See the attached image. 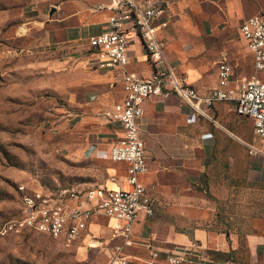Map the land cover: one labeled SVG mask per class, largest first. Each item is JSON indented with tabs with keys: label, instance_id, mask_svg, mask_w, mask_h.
Returning a JSON list of instances; mask_svg holds the SVG:
<instances>
[{
	"label": "crops",
	"instance_id": "1",
	"mask_svg": "<svg viewBox=\"0 0 264 264\" xmlns=\"http://www.w3.org/2000/svg\"><path fill=\"white\" fill-rule=\"evenodd\" d=\"M154 1L163 7L154 23L166 20V26L155 30L156 38L163 44V56L176 75L184 76L197 93L203 94L216 85L217 64L221 60L230 64L233 77L247 76L236 75L237 63L226 59L228 47L237 51L238 45L242 44L252 71V57L245 48L238 27L246 16L264 9V0ZM109 2L110 0H26L25 8L28 13L21 23V35L27 43V49L32 47L39 54L48 55L46 61H50L52 66L66 63L69 66L75 63L82 66V69L72 70L71 75L74 78L80 74L87 76L84 88H95L93 77H99L101 88L105 90L102 95L90 94L89 99H96L101 105L96 110V120L102 134H94L91 140L86 141L83 151L89 153L88 145L94 142L96 146L92 154L101 158H106L108 146L120 131L117 122L108 120L102 112L113 103L121 101L123 91L118 69L93 68L87 62L85 49L87 37L105 29V22L110 14L107 8ZM245 7L253 10L238 18L237 14ZM126 56L128 70L142 76L149 75L152 71L136 33H128ZM69 87L74 88L72 85ZM112 91L118 94L114 100ZM231 106L230 102L219 101L210 107H203L208 115L205 117L193 112L168 89L143 101V111L137 118V123L139 137L143 141L147 171L140 174L138 179L147 190L152 214L140 213L131 224L135 242L132 246L121 249L128 256L130 264H166L165 255L177 249H195L208 256L204 261L189 258L182 264H263L262 229L241 234L224 223L219 229L189 225L188 221L192 217L186 208L187 196L182 194V186L175 178L183 173L180 171L179 159L192 153L188 145L182 147L183 142L195 141L202 157L223 154L231 161ZM244 119L251 122L248 118ZM255 139V144L259 143L256 137ZM248 162L247 178L253 180L263 176L264 179V158L250 156ZM113 163L117 166L107 169L109 178L96 185L128 187L124 182L126 164ZM161 165L167 175L164 183H161L159 177ZM112 221V218L103 215H93L87 220L80 242L86 244L85 248L89 249L91 256L90 259L84 258L82 263L116 264L111 262L114 245L118 243L109 239ZM89 237L96 240L91 247L87 246ZM150 250H157L158 257L150 258ZM83 251L85 249L78 246L76 252L84 254Z\"/></svg>",
	"mask_w": 264,
	"mask_h": 264
},
{
	"label": "rangeland",
	"instance_id": "2",
	"mask_svg": "<svg viewBox=\"0 0 264 264\" xmlns=\"http://www.w3.org/2000/svg\"><path fill=\"white\" fill-rule=\"evenodd\" d=\"M25 5L26 0H0V226L19 217L20 186L55 192L91 187L109 178L107 169L117 166L83 151L86 141L102 134L96 120L101 105L89 99L90 94L102 95L105 90L99 77H93L95 88H84L87 76L71 75L82 66H52L46 61L49 56L35 48L30 53L19 51L28 47L21 35L22 19L28 13ZM252 10L245 7L237 17ZM227 51L226 59L237 63L236 75L252 73L242 44L237 51L230 47ZM112 94L116 99L118 94ZM230 129L231 161L223 154L202 157L195 141L183 142L182 147L188 145L192 153L179 159L183 173L175 178L187 196L192 217L188 224L219 229L224 223L241 234L264 232V179L247 178L250 155L236 138L252 144L257 140L251 122L236 116L232 106ZM164 171L161 165V183L167 177ZM80 241L10 231L0 234V264H86L82 262L91 253ZM78 246L84 254L76 252Z\"/></svg>",
	"mask_w": 264,
	"mask_h": 264
},
{
	"label": "built area",
	"instance_id": "3",
	"mask_svg": "<svg viewBox=\"0 0 264 264\" xmlns=\"http://www.w3.org/2000/svg\"><path fill=\"white\" fill-rule=\"evenodd\" d=\"M107 8L110 14L105 29L86 40L85 55L90 66L100 70L118 69L123 97L113 103L102 115L117 122L119 133L108 146L106 158L126 164L124 182L128 187H107L95 185L70 189L52 195L40 189L20 190V216L5 221L0 234L29 229L53 239L66 242L78 240L87 220L93 215L112 218L109 239L114 245L111 262L130 264L122 247L134 244L131 224L140 213L151 215V204L147 190L138 176L147 171L143 153V141L139 137L137 118L142 114V104L149 96L160 95L168 89L193 112L208 117L203 107H210L219 101L230 102L234 113L251 120L252 134L259 143L252 144L236 138L250 156L264 158V9L246 16L238 31L245 48L252 57V73L233 77L232 68L226 61L217 64L216 85L199 94L178 76L162 53V42L155 36V30L166 26V20L155 24L163 7L154 0H110ZM136 33L152 66L149 75L142 76L126 68V47L128 33ZM19 51L30 53L27 48ZM95 143L88 145L89 153ZM95 238L89 237L87 246L95 245ZM157 250H150V258L158 257ZM198 250L177 249L165 255L166 264H182L189 258L207 259ZM144 264V263H138Z\"/></svg>",
	"mask_w": 264,
	"mask_h": 264
},
{
	"label": "trees",
	"instance_id": "4",
	"mask_svg": "<svg viewBox=\"0 0 264 264\" xmlns=\"http://www.w3.org/2000/svg\"><path fill=\"white\" fill-rule=\"evenodd\" d=\"M104 186H106L105 184H103ZM77 189H80V188H77ZM40 190H42V191H44L45 193H49V194H52V195H56V194H60V193H62V192H65V191H67V190H70V189H61V190H58L57 192H55V191H50V190H43L42 188H40ZM76 190V189H75ZM20 204H21V202H20ZM20 216V215H19ZM226 225V224H225ZM23 231L25 230V231H30V232H35V231H32V230H29V229H22ZM21 230V231H22ZM35 233H38V232H35ZM39 234H42V233H39ZM45 235V234H44ZM47 236V235H46ZM49 237V236H48ZM50 238V237H49ZM51 239H53V238H51Z\"/></svg>",
	"mask_w": 264,
	"mask_h": 264
}]
</instances>
